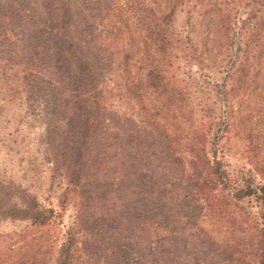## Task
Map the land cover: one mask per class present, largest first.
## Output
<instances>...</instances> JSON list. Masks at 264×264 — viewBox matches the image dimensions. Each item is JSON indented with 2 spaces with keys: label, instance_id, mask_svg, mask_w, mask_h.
<instances>
[{
  "label": "rangeland",
  "instance_id": "rangeland-1",
  "mask_svg": "<svg viewBox=\"0 0 264 264\" xmlns=\"http://www.w3.org/2000/svg\"><path fill=\"white\" fill-rule=\"evenodd\" d=\"M32 1L0 0V197L19 206L35 202L47 218L41 224L29 218H0V264L27 260L54 264L71 230L79 247L75 264H173L168 259L169 235L156 240L149 222L141 224L135 218L155 214L158 197L172 207L183 196L189 156L180 149L178 160L172 162L171 151L165 148L170 120L165 93L142 89L137 100L125 92L127 73L121 58L134 48L127 43L131 30L123 29L113 45L94 53L99 59L95 89L86 96L96 114L97 130L85 147L83 170L88 176L85 187L93 196L84 198L80 187L66 189L67 140L77 129L74 119L71 134L65 137L75 100L70 81L51 61L25 60L33 24L22 17L26 8L34 22L38 21L35 11L47 8L60 16L68 10L74 39L93 50L99 43L98 29L105 30L99 18L105 16L110 24L130 23L129 11L135 4L131 0ZM159 1L163 6L168 0ZM182 1L173 15L171 33L177 43L163 61L165 75L183 90L184 106L193 109V123H202L207 157L212 161L215 155L225 171V179L211 185L209 199L204 202L200 197L190 206V219L219 240L237 236L256 242L264 237V206L255 195L264 188V104L252 107L247 94L240 100L234 101L235 96L223 100L222 91L234 83L230 76L237 62L244 60L246 45L253 42L249 35L256 33L258 43L264 41V30L252 26L264 20V0ZM114 6L120 12L109 17L106 9ZM87 23H92L93 33ZM116 26L109 30L113 38ZM85 36L89 43L82 42ZM259 46L264 51V45ZM139 62L128 65L129 75L141 73ZM252 110L259 116L261 132L251 139L242 131L254 125L248 123ZM231 121L232 126L221 125ZM179 125L187 130L185 122ZM217 125L220 130L212 144ZM141 171L153 183L148 188L139 182ZM247 185L255 193L239 191ZM162 208L157 206V212ZM184 235L190 250L192 238ZM252 254L236 264H256Z\"/></svg>",
  "mask_w": 264,
  "mask_h": 264
},
{
  "label": "trees",
  "instance_id": "trees-1",
  "mask_svg": "<svg viewBox=\"0 0 264 264\" xmlns=\"http://www.w3.org/2000/svg\"><path fill=\"white\" fill-rule=\"evenodd\" d=\"M131 2L135 5L129 11L132 18L130 23L118 20L110 24L105 21V16L99 18L98 21L105 26V30H103L106 35L101 38L103 30L98 29L100 31L97 39L99 43L93 50H90V45L84 48L81 43L74 39L71 34V28L74 26L70 21L71 17L68 10L64 9L60 16H57L53 10L47 8L39 13L35 11L34 13L38 18L36 22L32 19L33 14L27 8L22 15V17L31 20L33 23L28 30V44H30V47L27 50L28 54H26L25 60L27 62L51 61L54 63L55 67L64 72L69 79L70 89L75 96L72 105L73 116L68 120L69 126L65 133V137H68L69 132L71 134V128L73 127L71 123L72 120L76 119L77 129L74 131L73 137L71 136L67 140L70 145L67 147L69 152L66 156L68 160L66 189L73 190L80 187L84 198L93 196L89 193L90 190L85 187L88 176L83 175V170L85 167V147L90 143L97 130L95 125L96 114L87 105L88 97L86 96L92 89L93 91L95 89V66L99 59L94 53L101 51L102 47H109L113 40L118 38L117 33H122L123 29L131 30L127 43H132L134 48L125 51L121 58L123 62L122 70L127 73L125 76L126 82L124 83L125 92L135 97V99L140 97L138 92L142 89L146 93L149 90L151 91L150 93H165L167 102L165 108L170 113V120L166 121L168 132L164 136L166 141L165 148L171 151L172 162L178 160L176 154L179 153L180 149H184V152L189 156L187 164L190 167V172L186 175L188 186L183 187V196L176 199L172 207H167L166 203L158 197L157 199L161 201L155 206V214L144 217L136 215V221L138 220L141 224L148 221L149 226H152L156 240L164 235H169L170 249L168 251V259L173 264H236L242 263L243 257L249 256L252 251L253 254L251 256L254 257L256 264H264V237L256 242L254 241L255 243L252 242L253 240L249 241L250 239H242L237 236H228L219 240L210 235L198 221L192 222L190 219V206L195 203L198 204V198L200 197L206 202L209 199V190L215 186L213 182L215 180L222 182L221 180L225 179V171L220 169L221 164L215 159V155H213L214 159L212 161L207 157L205 150L206 131L202 128V123L197 125L193 123V109L189 107V104L186 107L184 106L185 94L183 90L180 86H176L173 80L166 77L163 67V61H166L167 56L176 48L177 39L171 33V25L175 8L181 5L183 1L168 0L163 6L159 0H131ZM32 3L34 2L29 0V4ZM44 6L46 5L44 4ZM118 12L120 10L115 6L106 9V15L109 17L118 15L116 14ZM11 17L17 18L16 15ZM117 24L119 27L116 26V35L113 38L109 30L113 29ZM87 25H89L88 29L92 31L90 33H93L92 23H87ZM252 26L261 27L264 30V20L253 23ZM90 33L88 34L90 35ZM249 36L250 41L253 40L255 43L249 42L246 45L247 53L244 60L241 59L237 62L230 76L234 83H231L229 89H223L222 93L225 96L223 100L236 97L234 101L238 98L240 100L241 96L247 94L251 106L255 107V104H264V59L261 57L264 51L259 49V45H264V41L258 43V35L256 33ZM262 38L264 40L263 36ZM82 42L89 43V40L85 36ZM137 61H140L138 69L141 70V73L131 76L127 67L128 65L132 66V63ZM119 63L116 62V65L119 66ZM238 101L237 104L241 103V101ZM143 110H147V108L143 107ZM179 110L185 111V114L179 113ZM251 112L254 114L251 115L248 123H253L254 125L244 128L242 132L252 139L251 136H256L261 132V129L257 126L259 116L253 110ZM152 118L154 120V115ZM184 122L188 126L187 130H184V127L179 125V123ZM221 125H224V127L232 126V121L230 123H221ZM219 130L220 126L217 125L215 133H213L212 144L216 142ZM254 146V152L258 153L257 147L259 146H256V144ZM147 176V173L142 171L137 173L139 182L148 188L149 184L153 183L147 181ZM212 184L213 186H211ZM149 188L155 190L154 187ZM243 188L239 189V191L246 194H250L247 192L255 193L253 187L249 185ZM259 189L260 193L255 195L264 206V188L260 187ZM145 191L148 192L147 189ZM2 200V197H0V218H29L35 223L46 222L47 217L38 209L37 203L25 201L27 203L19 206ZM157 206L163 207L159 213L157 212ZM77 223L80 225L82 219ZM178 229L180 231H177ZM186 232L192 238V249L190 250L188 249V239L185 235L183 236ZM74 233L75 231L72 230L68 232L65 242L57 252L54 264H75L73 260L78 257L79 247ZM251 249L252 251L249 252ZM14 264H35V261H19Z\"/></svg>",
  "mask_w": 264,
  "mask_h": 264
}]
</instances>
